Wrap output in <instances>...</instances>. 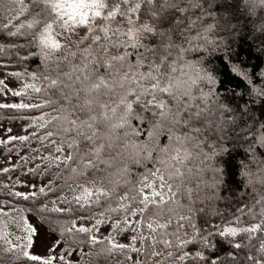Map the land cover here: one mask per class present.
Listing matches in <instances>:
<instances>
[{
  "label": "snow or ice",
  "instance_id": "snow-or-ice-1",
  "mask_svg": "<svg viewBox=\"0 0 264 264\" xmlns=\"http://www.w3.org/2000/svg\"><path fill=\"white\" fill-rule=\"evenodd\" d=\"M239 4L223 7L236 11ZM257 6L264 8V0L252 10ZM194 9L198 0H0V54L8 56L0 65L15 57L23 69L8 73L17 87L0 79V94L20 98L0 108L36 113L20 117L27 134L0 140L18 156L0 168L8 177L0 180V252L18 254L25 264H74L73 252L75 264L117 256L116 264H235L206 255L215 247L210 237H245L247 243L228 241L236 249H251L253 239L264 237L259 194L222 230L197 223L198 213L216 216L215 203L234 198L217 190L223 170L216 161L228 149L205 136L220 130L233 110L205 67L206 54L222 51L250 96L264 98V70L257 85L232 62L231 48L212 36L215 23ZM258 31L254 38L264 44V23ZM34 57L40 67L28 72L24 62ZM243 131L247 162L240 175L249 190L264 185V122ZM14 141L28 148L24 156L16 144L8 148ZM32 214L54 237L44 253L35 251ZM245 260L264 264V239Z\"/></svg>",
  "mask_w": 264,
  "mask_h": 264
},
{
  "label": "trees",
  "instance_id": "trees-1",
  "mask_svg": "<svg viewBox=\"0 0 264 264\" xmlns=\"http://www.w3.org/2000/svg\"><path fill=\"white\" fill-rule=\"evenodd\" d=\"M198 2L200 9L192 11L196 12L197 15H203L204 19L209 22L215 23L212 36L216 40L222 41V46L231 48L229 56L232 58V62L242 64L256 77L257 85H260L261 81L258 73L264 70V44L260 39L254 37L260 36L258 26L264 23V8L257 6L253 11L252 5L256 3V0H239L240 4L236 11L226 10L223 7L225 4H232L233 0H198ZM217 5L222 6L217 7ZM200 26L198 22L197 27ZM28 51L29 49H22L21 54L26 55ZM0 61H8V56L0 54ZM24 67L28 72L36 71L40 67L39 58H29L24 62ZM205 67L217 76V91L220 93L223 102L233 109L228 113L229 118L225 120L220 130L213 128L205 132V136L210 137L217 143L224 144L228 149L216 161V165L223 170L220 175L221 183H219L217 190L221 191L222 194L232 195L234 198L231 201L223 198L217 201L215 207L219 214L216 216L207 215V210L204 213H198L197 223L202 230L210 225H219L222 230L223 227L228 226V222L232 221V216L236 214L238 207H242L246 202L255 201L257 194L264 196V185L257 183L251 189H245L243 187V177L240 175L241 162H247L245 149L248 146V141L244 139L247 133L243 129L259 128L260 123L264 122V98L249 95L248 89L250 86L228 70V63L222 51L206 54ZM0 70L8 75L12 71L23 69L20 68V65L15 62V57H13L12 62L8 63L6 67L0 65ZM35 114V112L27 110L0 108V117L3 118L9 115L27 116ZM249 116H251V119ZM13 144H16L20 153L24 146H20L18 142L14 141L8 145V148H12ZM0 151L3 158L16 152L7 151L3 144H0ZM194 163L195 160L190 161V164ZM253 170L255 172V166H253ZM6 177L4 174H0V180L4 181ZM223 180L225 184H223ZM241 191H249L250 194L236 199L235 196ZM0 199H5V197L0 196ZM198 207H204V205H198ZM35 216L49 229V225L40 216ZM232 223L234 226V221ZM259 239H264V237L253 239L251 249L243 247L236 249L228 241L247 243L245 237L225 238L214 234L210 237V240L215 247L210 253L206 251V255H211L212 258L220 257L228 262L235 258V264H247L245 257L249 252L255 254ZM83 250L87 252L88 246L85 245ZM75 254L77 255L76 252ZM72 255L69 258L75 264L79 260V256L77 255V258L72 259ZM1 258L0 264H25L22 260H14L12 255L4 254ZM117 259H119L118 256L110 259L106 264H116ZM101 264H105V262L101 261Z\"/></svg>",
  "mask_w": 264,
  "mask_h": 264
},
{
  "label": "rangeland",
  "instance_id": "rangeland-1",
  "mask_svg": "<svg viewBox=\"0 0 264 264\" xmlns=\"http://www.w3.org/2000/svg\"><path fill=\"white\" fill-rule=\"evenodd\" d=\"M0 79H4L6 81L7 84H9L12 87H17L18 86V82L15 80V78L11 77L10 75H7L5 72H3L2 70H0ZM19 97H15L12 96L11 93H8L7 95L5 94H0V103H13V102H18L19 101ZM22 116V115H21ZM21 116H13V115H9L6 116L5 118L0 117V140H4V138L7 135H13V136H19V135H24L27 134L24 131V125L27 123V121L25 119H21ZM7 129H11L10 132L7 131ZM32 129H28V131L30 132ZM33 147H35V143L32 144ZM28 152V148L23 147L22 151L19 153V155H25ZM10 162L12 164H15L16 161L18 160V156L16 154V152L12 153L10 156ZM9 157L3 158L1 156V151H0V168L6 167L9 164ZM31 166V165H30ZM12 178L15 179L16 176L19 175V172H13L12 174ZM21 180H26L29 183H40L39 178H36L35 180L32 179L31 176H20ZM4 182L7 183L8 182V177H6L4 179ZM16 190L19 191H29V188L26 187H18ZM2 200V199H0ZM31 220L32 223L34 224L35 227H37L39 229V241L36 245L35 251L39 252V253H44L48 244H49V240L50 238H54L51 234L50 231L48 229L47 226H45L38 217H36L34 214L31 215ZM107 228H102L101 232L103 234H107ZM118 239L121 242H127V235H123L121 237H118ZM57 251H59V249H57ZM5 253L0 252V259H2V255H4ZM16 256H18V254H12V257L14 260H16ZM77 258V255L75 254V252H73L72 255V259ZM19 262V261H18Z\"/></svg>",
  "mask_w": 264,
  "mask_h": 264
}]
</instances>
